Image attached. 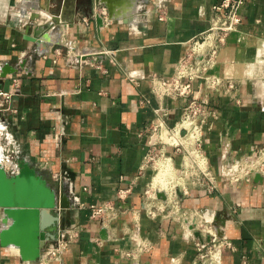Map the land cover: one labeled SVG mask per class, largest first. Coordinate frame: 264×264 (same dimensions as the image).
<instances>
[{
    "label": "crops",
    "instance_id": "obj_1",
    "mask_svg": "<svg viewBox=\"0 0 264 264\" xmlns=\"http://www.w3.org/2000/svg\"><path fill=\"white\" fill-rule=\"evenodd\" d=\"M221 1L113 0L119 21L94 16L104 7L96 0H0V91L14 92L15 110L0 100V169L7 178L26 172L42 180L62 228L77 233L48 264H202L196 242L210 238L194 225L201 222L221 241L220 264H264V176L232 183L220 175L226 161L264 146V0H246L239 30L210 71L236 90L213 93L193 83L194 97L208 98L219 113L202 140L209 176L190 174L173 201L152 202L163 208L154 214L144 196L155 176L146 154L158 105L148 78L172 76ZM166 104L173 127L182 107ZM165 154L186 173L181 154L171 147ZM127 189L118 201L117 191ZM105 201H116L118 217L91 220L89 206ZM8 210L37 211L0 206V264H39L54 240L37 225L2 239L13 224Z\"/></svg>",
    "mask_w": 264,
    "mask_h": 264
},
{
    "label": "built area",
    "instance_id": "obj_2",
    "mask_svg": "<svg viewBox=\"0 0 264 264\" xmlns=\"http://www.w3.org/2000/svg\"><path fill=\"white\" fill-rule=\"evenodd\" d=\"M245 2L246 0H222L213 5L211 8L213 18L209 31L188 45L186 53L176 63L172 76L169 78L156 74L149 76L150 92L158 105L153 109L154 119L151 122L150 147L146 154L147 164L157 148L162 157H168L165 154V148L171 147L182 153V170L190 166L196 176L203 178L209 176L207 158L202 151V140L206 130L212 125V120L217 119L219 113L211 108L208 98L194 97L193 83L202 81L205 89L213 93L229 94L236 90L233 82L212 74L210 71L216 64L218 51L225 43L227 36L239 30L242 24L241 9ZM93 15H100L106 20V8L101 7L100 9L97 6ZM13 96L14 92L0 91L2 109L15 112L11 107ZM168 100L178 102L182 107L180 119L173 127H169L166 123L169 117V108L166 104ZM185 123L189 124L188 128L183 126ZM254 173L264 176V146L254 149L248 155L241 154L233 160L226 161L220 170V175L232 183H237L242 179L249 180ZM209 180L212 186L214 180L212 175ZM151 190L148 186L144 192L146 201L156 199V191ZM128 193V189L118 190L117 200L124 201ZM147 206L150 214L163 211V208L156 210L150 202ZM119 213L120 209L116 201H105L89 206V218L102 223L115 220ZM194 225L210 238L206 244L196 242L199 260L202 264H220L218 248L221 241L211 231L208 222L194 223ZM56 233V239L45 248L39 264L58 261L68 246L77 238V233L72 230L65 231L60 224L56 228Z\"/></svg>",
    "mask_w": 264,
    "mask_h": 264
},
{
    "label": "water",
    "instance_id": "obj_3",
    "mask_svg": "<svg viewBox=\"0 0 264 264\" xmlns=\"http://www.w3.org/2000/svg\"><path fill=\"white\" fill-rule=\"evenodd\" d=\"M97 3L103 5L107 9L108 17L114 20L125 21L117 16L116 6L113 0H96ZM48 25L39 26L37 31L42 28L49 27ZM40 32V31H39ZM35 32L27 39L34 41L37 38ZM155 196L158 200L166 202L167 196L164 191H156ZM54 194L50 192L42 180L30 176L26 172L12 178H7L0 169V206H31L37 211L28 210H8L6 211L9 218L13 220L10 233L2 232V239L10 236L16 237L17 234H29L32 229H37L44 235L45 240H55L57 237L56 231L48 232L49 228H57L61 225V214L52 211L54 207ZM38 215V220L35 215ZM40 245H43L42 242Z\"/></svg>",
    "mask_w": 264,
    "mask_h": 264
},
{
    "label": "rangeland",
    "instance_id": "obj_4",
    "mask_svg": "<svg viewBox=\"0 0 264 264\" xmlns=\"http://www.w3.org/2000/svg\"><path fill=\"white\" fill-rule=\"evenodd\" d=\"M178 153L182 155L181 152H178ZM151 157L152 158L149 160L147 165L152 166L153 171H154L153 173L156 175L157 174V168L158 167L160 168L162 165H163V167H164V165H166L165 163L163 164V161H162V158H165V157L164 156L162 157L158 153V148H157L156 151H154V154H152ZM168 164H169V169L172 170V168H174V167L171 166L170 163H168ZM183 171H185L186 173L175 172V170L170 172V173H165V174H167L166 175V180H165L166 185L164 187L160 188L159 190L160 191H164L167 194L168 198H170L171 201L174 200L175 191H177L178 188L182 187L187 182L193 181L192 178H191V175H190V174H194L195 175V172H194L193 168H191L190 166H187V168L185 170H183ZM200 181H203V180L201 179ZM205 182H207V180H205ZM149 187H150V185H149ZM161 189H163V190H161ZM156 199H154V198L153 199H148L147 203L148 202H150V203L156 202Z\"/></svg>",
    "mask_w": 264,
    "mask_h": 264
},
{
    "label": "bare ground",
    "instance_id": "obj_5",
    "mask_svg": "<svg viewBox=\"0 0 264 264\" xmlns=\"http://www.w3.org/2000/svg\"><path fill=\"white\" fill-rule=\"evenodd\" d=\"M188 125H189L188 123H185L183 126L188 128L189 127ZM162 161H163V164L165 163L166 165H164L165 168L163 167L162 164H161L162 166L160 165L161 166L160 168L159 167L157 168V174L154 176V178L151 182V185H150V188L153 191L159 190L160 188H162L166 185L165 180H166L167 174H165V173H170V172L174 171V168H172V170L169 169L168 163H170V165L173 166L171 164L172 162H171L170 157L162 158ZM161 190H163V189H161Z\"/></svg>",
    "mask_w": 264,
    "mask_h": 264
}]
</instances>
